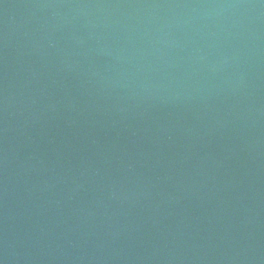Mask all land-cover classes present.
<instances>
[{"label":"water","instance_id":"95a60500","mask_svg":"<svg viewBox=\"0 0 264 264\" xmlns=\"http://www.w3.org/2000/svg\"><path fill=\"white\" fill-rule=\"evenodd\" d=\"M0 264H264V0H0Z\"/></svg>","mask_w":264,"mask_h":264}]
</instances>
